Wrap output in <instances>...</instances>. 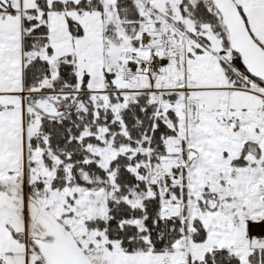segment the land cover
Instances as JSON below:
<instances>
[{
  "label": "snow or ice",
  "instance_id": "obj_1",
  "mask_svg": "<svg viewBox=\"0 0 264 264\" xmlns=\"http://www.w3.org/2000/svg\"><path fill=\"white\" fill-rule=\"evenodd\" d=\"M0 264H264V0H0Z\"/></svg>",
  "mask_w": 264,
  "mask_h": 264
}]
</instances>
